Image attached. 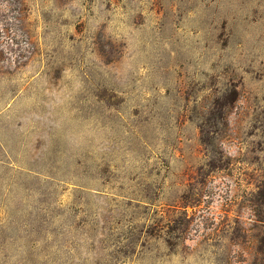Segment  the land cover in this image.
Segmentation results:
<instances>
[{"label":"rangeland","instance_id":"1","mask_svg":"<svg viewBox=\"0 0 264 264\" xmlns=\"http://www.w3.org/2000/svg\"><path fill=\"white\" fill-rule=\"evenodd\" d=\"M263 182L264 0H0V264H264Z\"/></svg>","mask_w":264,"mask_h":264},{"label":"trees","instance_id":"2","mask_svg":"<svg viewBox=\"0 0 264 264\" xmlns=\"http://www.w3.org/2000/svg\"><path fill=\"white\" fill-rule=\"evenodd\" d=\"M255 204L256 205H263V212L261 211V209H255L256 212H258L257 216H258V220L261 221L263 223L264 226V182H263V190H261V192L259 193V196H257V199H255ZM261 245L263 247V254H264V233H263V237L260 239Z\"/></svg>","mask_w":264,"mask_h":264}]
</instances>
